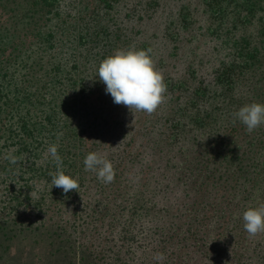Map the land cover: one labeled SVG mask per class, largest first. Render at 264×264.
I'll list each match as a JSON object with an SVG mask.
<instances>
[{"label":"trees","instance_id":"obj_1","mask_svg":"<svg viewBox=\"0 0 264 264\" xmlns=\"http://www.w3.org/2000/svg\"><path fill=\"white\" fill-rule=\"evenodd\" d=\"M133 1L0 0V169L11 163L5 157L22 148L18 145L34 155L23 160L30 164L27 168L9 172L25 182L12 188L0 202V214L5 215L0 223V251L11 253L13 244L5 243L10 231H3L10 225L11 231L47 233L49 255L58 256L60 264H264V232L249 236L241 218L246 208L264 205V155L237 154L252 139L233 116L226 132L240 134L235 154L229 150L236 142H229L225 150L222 138L226 135L218 133L201 154L199 171L184 174L190 172L186 169L179 176L167 175L155 166L157 155H151L147 158L151 160L150 180L134 185L136 172L130 175L124 170V164L132 161L130 146L122 155L104 152L113 166L111 182L88 185L80 174L85 154L101 149L96 132V88L91 89L96 85V78L91 77L96 16L99 22L110 21L109 29L98 26V34L111 35V27L117 26L126 7H135L143 21L157 16L158 27L166 21L167 26H176L180 15L187 22L196 13L192 29L200 28L202 16L207 15L224 23L228 9L237 8L246 11L249 23L258 31L252 36L238 34L239 51L229 59L221 43L216 42L213 50L220 55L217 68H210L214 66L211 56L189 65L190 84L176 87L175 107L163 122L172 163L195 155L189 143L197 145L213 131L215 116L208 108L202 109L206 101L215 102L213 107L220 112L228 105L232 113L244 104L264 103V0H149V13H139L142 0ZM76 10H80L78 14ZM120 30L117 38L122 40L126 29L121 25ZM142 32L141 27L135 30L136 34ZM112 36L121 46L132 42L130 37L119 42ZM146 48L151 51L149 44ZM101 91L102 110L110 105L103 87ZM202 111L204 117H200ZM91 118L95 123L87 126L85 122ZM206 125L208 129L203 128ZM194 127L198 130L190 133ZM261 131L264 124L251 132ZM42 132L49 134L48 141L38 138ZM47 142L57 146L63 161L61 170L77 180V190L64 193L59 187H51L50 173H55L56 166L50 155L43 156ZM143 153L146 159L148 154ZM229 157L238 161L234 170L223 166L222 159L229 162ZM31 171L49 174L47 191H39L33 184L32 194L18 197L29 187ZM7 173H0V177ZM124 176L130 177L126 188H141L145 195L148 191V197L136 196L116 213V202L105 201L103 196L109 190L120 197ZM171 177L187 185L178 198L175 186L168 181ZM193 181H198L196 189L190 187ZM102 192L96 199L95 195ZM123 216L127 217L124 221ZM156 253L163 256L159 262L153 259ZM41 256L38 253L32 264H45Z\"/></svg>","mask_w":264,"mask_h":264},{"label":"rangeland","instance_id":"obj_2","mask_svg":"<svg viewBox=\"0 0 264 264\" xmlns=\"http://www.w3.org/2000/svg\"><path fill=\"white\" fill-rule=\"evenodd\" d=\"M134 2L135 0L133 1V4ZM138 8L140 9L139 13H149L151 11L149 0H142ZM176 9L177 7L174 9L171 17L174 15ZM79 11L80 10H76V13L78 14ZM158 14L162 13L159 12ZM197 18L198 16L195 13L187 22H184L182 15H180L176 18V26H167L166 21L158 27L157 16L152 17L149 21H143L142 18H139L137 15L135 7L134 9L126 7L122 9L121 18L117 26L111 27L113 28L112 34H114L117 38V35L122 33L120 27L123 25L124 29H126V36L123 39L127 40L126 37H130L132 40V42H125L123 46H121L122 44L119 45L117 41H115L112 34H98V26L103 24L104 26H108L109 29L110 21L109 19H106L107 22L105 20L99 22V19L96 16V57L93 60L95 65L91 73L92 79L95 80L96 78V85L91 89L93 90L96 88V132L100 135L101 143V149L99 152H117V154L122 155L123 152L125 150H129L131 146V155L129 158L130 160L132 159V161L124 164V170L129 171L130 175L133 171L136 172L135 179L138 181L133 182L134 185H143L144 181L148 182L150 180L148 178V171L150 169L149 163L151 160H147V158L151 155H157L155 156V159L153 158V161H155V166L159 165L162 168L163 173L171 176H179L182 175V172L186 169H189L190 172H186L184 174L192 173L195 169L198 170L197 164L201 160V154L208 149V145H210V142L213 141L218 133H225L226 135L222 138V146L225 147V150L228 148L227 144L229 142H236V144L232 145L229 150L232 155L235 154V148L239 145L240 140L238 137H240V134L236 136L232 133L234 131L229 133L226 132L231 124L230 120L232 119L233 109H230V106L225 105L223 107V111L220 112L213 107L215 102L206 101L207 105H203L202 109L205 107L208 108L215 116V121L212 124L213 131H208L204 136V140L197 145H191V143H189L195 155H188L175 163H172L171 159L169 160L171 153L168 151L169 147L164 139L165 131L163 122L175 107L176 94L174 91L176 90V87L180 86L181 88H187V85L190 84L188 77V73L190 71L189 65L193 62L199 63V61H203V58L211 56L214 61V66H210V68H217L218 66L216 65L220 59V55L217 51L213 50L216 42L221 43L225 52L228 53L227 58L229 59L232 54H237L239 51L238 48L240 39L238 38V34L252 36L256 35L258 32L256 28L249 23L246 11L241 9L238 10L237 8L234 10L228 9L224 23H218V21L207 15L202 16L200 28L192 29V26L195 25L194 19ZM138 27L143 28V32L141 34L135 33V30ZM117 28L118 30H116ZM213 30L214 33L212 34ZM232 33L233 35L231 36ZM117 39L119 42L123 41V39ZM148 44L151 47V51H148V48H146V45ZM129 47L142 49L145 50L146 53L147 51L150 53L148 54L153 61L154 67L162 74L163 81L166 85V91L163 94V102L151 114L144 111H137L135 109L130 110L123 104L113 103L110 94H107L108 105H110V107H105L102 110L99 108V97L104 95L101 88L103 87L104 89L105 86L102 82H100L98 77H95L96 68L104 57L114 52L113 49H128ZM204 114L205 112L203 113L202 111L200 117H204ZM93 122L95 123V120L91 118L87 120L85 124L89 126ZM191 122L193 123L194 119H192ZM85 124H83V126H85ZM203 128L208 129V126L206 125ZM209 128L212 127L210 126ZM197 130L198 129L194 127L191 129L190 133ZM48 136V133L42 132L38 138H47L46 141H48ZM249 136L252 139V143L249 146L244 145L237 154L263 152L262 155H264V131L257 134L250 132ZM110 141H112L111 143L113 144H110ZM49 145H51L50 142H47L44 146L45 151H43V156L48 155L47 148ZM17 147L22 148L19 150H13V156L16 158L15 162L10 163L9 165L5 164V167L0 169V173L8 172L0 177V202L9 196L8 194L12 188H17L25 182V179L20 181L19 179H15L13 175H10L11 171L15 172L17 169L27 168L30 164L24 163L23 160L34 156L33 153L27 152L28 150L23 148L24 145H18ZM127 152L128 151L125 152L124 156H126ZM142 152H146L143 154H148L146 159L143 158ZM227 156L228 154L226 157ZM124 160H128V157H125ZM0 162H3V160H0ZM222 162L223 166H228L230 170H234L239 166L238 161L233 160L230 157L229 162H225L223 159ZM80 174L87 178L88 185H103V182L97 179L95 172L84 171L83 169ZM48 176L49 174H35V171H31L28 178L30 181L29 187L23 194H19L18 197H24L27 193L32 194L33 191L30 187L33 184L38 187L39 191H47L46 182L48 181ZM1 178H5V181H2ZM129 181L130 177L128 176H124L122 178L123 194L120 197H114L109 190L103 196V200L105 201L116 202L114 210L116 213H119L120 207L126 206L134 201L136 196L137 198L144 199L148 197V191L145 195L141 188L136 186L135 188H126L130 185ZM168 181H170L176 188V198H178L180 194L183 195L187 185L182 186V184L172 177L169 178ZM125 182L129 183L126 184ZM186 182H188V180H186ZM197 182L198 181H193L190 187L196 189ZM152 185L160 187L158 183H152ZM102 195L103 192L97 193L95 197L98 199ZM49 214L50 213L47 212L48 216ZM3 218H5V215L2 213L0 214V223H2ZM126 219L127 217H122L123 221ZM10 227V225H7L3 231H10V236L5 243H8L9 245L11 243L13 246L11 253L9 250H7V252L4 250L2 252L0 251V264H32L36 261L38 253L40 252L42 253L41 259H43L45 264H60L58 256L55 258L49 255L51 248L48 245L49 236L47 233L34 230L11 231ZM76 255L78 256L79 253L77 252Z\"/></svg>","mask_w":264,"mask_h":264},{"label":"clouds","instance_id":"obj_3","mask_svg":"<svg viewBox=\"0 0 264 264\" xmlns=\"http://www.w3.org/2000/svg\"><path fill=\"white\" fill-rule=\"evenodd\" d=\"M104 84V91L110 94L113 103L123 104L130 110L144 111L151 114L164 100L166 85L162 74L154 67L151 57L145 50L129 47L116 49L104 57L96 68V76ZM234 120L245 126L247 132L253 131L264 124V103L252 102L240 106L232 113ZM56 171L50 173L51 187L56 186L64 193L77 190V180L62 169V158L57 152V146L51 144L47 148ZM9 162L14 163V156H6ZM85 171L95 172L96 177L103 183H109L114 178L113 166L107 155L98 151L85 154L83 158ZM243 229L249 236L264 232V205L248 207L242 213ZM159 262L162 254L156 253L153 257Z\"/></svg>","mask_w":264,"mask_h":264}]
</instances>
